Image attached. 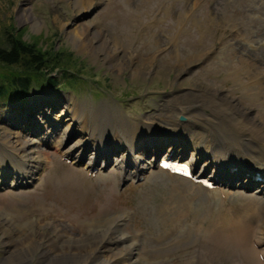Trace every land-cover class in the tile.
<instances>
[{"label":"rangeland","instance_id":"374dc122","mask_svg":"<svg viewBox=\"0 0 264 264\" xmlns=\"http://www.w3.org/2000/svg\"><path fill=\"white\" fill-rule=\"evenodd\" d=\"M77 1L0 0L1 41L5 42V33L13 31L25 43L36 44L57 55L59 60L56 63L61 65L48 74L53 76L54 86H50L52 83H49L45 70H35L32 74L26 72L31 78L26 90L16 89L14 94L0 98V137L6 136L11 146L15 144L18 153H30L34 159L30 167L34 171L44 157L51 159L39 173L41 175L51 166L57 173L67 169L80 172L79 175L68 173L79 181L73 190L69 187L75 186L62 187L57 179L53 180L50 176L47 179L42 177L43 180L37 178L22 186L14 185L10 178L0 184V264H80L81 257L77 261L65 255L51 262L60 249L59 244L65 243L80 249V255L86 259L82 264H114L110 259L100 263L114 255L113 248H104L97 257H92V253L88 255L94 245L96 247L100 243L105 229L113 225L111 222L114 219L119 220L114 222V234L125 238L118 248L133 246L128 258L130 262L141 264L139 259L143 253L161 249L154 247L161 224L153 232L149 229L156 222L151 213L160 193L158 183L154 180L149 183V178L157 171L151 175L149 172L156 166L146 169L141 178L132 177L131 170L125 171L123 178L117 177L116 162L122 156L120 152L111 155L110 162L106 164L101 161L104 166L102 174L97 173L94 177L86 169L60 162L56 158H60L55 153L57 148L65 149L78 138L87 136L79 133L77 125L72 131L67 130L65 127L70 124L69 119L56 132L51 131L44 117L33 113L32 103L49 97L51 104L59 108L56 110L59 114L64 107L78 104L80 116L87 113L88 125L100 144L104 148L109 147L108 141L112 139L114 147L120 146L118 149L124 152L129 148L128 144L123 148L122 143L131 137L136 128L140 129L135 141L137 148V144H143L153 135L150 128L166 131L170 125H177L178 128L191 126L197 132H205L193 123L188 114L226 123L223 117L214 116L211 111L212 99L223 105H235L238 108L236 115L242 112L249 119L262 115L257 110L262 108L261 103H251L250 98L241 99L236 93L238 80L224 77L222 72L235 76L240 74L243 82L250 80L249 74L254 77L264 74V46L252 48V44L264 43V0H85L83 6ZM78 27L83 28L82 32L77 30ZM78 31L81 37L76 40L75 33ZM83 33L91 43L86 42ZM81 39H84L82 44ZM117 59L123 61L119 66H115ZM19 72L23 73L22 68L16 64L0 62L1 80H9ZM218 75L221 77L218 78ZM232 88L234 91L228 92ZM51 104L43 108L50 118V113H53ZM240 105H244V109ZM23 108H26L25 111ZM31 114L35 124L22 126ZM76 119L79 121L80 118ZM224 125L233 130L231 125ZM28 129L37 131L32 134ZM115 131L120 138L109 135ZM16 133L28 139L29 145L24 151L16 143ZM143 138L146 140L140 141ZM176 138L173 139L175 145L188 149L183 159L192 157V152L197 156L193 146L185 139ZM2 147L0 144V159L3 162L5 158L9 161L17 159L7 147ZM146 151L144 149L143 152ZM163 151H166L165 146L158 158L167 154ZM200 151L199 154H203ZM130 155L133 159L136 150L130 149ZM86 160L80 162L79 167ZM172 183L175 184L176 180ZM151 190L153 196L149 194ZM208 199L203 193L196 198L198 203ZM216 204L214 201L207 203L213 207ZM183 226L188 227L185 223ZM31 230L36 235L41 234V243L55 241L54 247L46 243V248L20 250L23 249L19 247L20 242L28 238ZM183 231L180 232L182 235L188 232ZM191 236L187 243L194 253L189 252L188 257L175 264H214V259L207 260V247L219 249L218 256L222 261L216 264H230L232 261L224 248L202 240L200 236ZM184 245L182 242L174 247L183 248ZM169 256H164L162 252V256L153 263L174 264L172 256ZM117 263L126 262L123 259ZM153 263L149 261L148 264Z\"/></svg>","mask_w":264,"mask_h":264},{"label":"bare ground","instance_id":"6f19581e","mask_svg":"<svg viewBox=\"0 0 264 264\" xmlns=\"http://www.w3.org/2000/svg\"><path fill=\"white\" fill-rule=\"evenodd\" d=\"M84 2L85 0L77 1L78 5L80 6H83ZM82 29L83 28L78 27L77 30L82 32ZM79 31L77 33L74 32L76 34V40H78V37H81V32ZM82 35L86 37V39L88 38L85 33H83ZM83 42L84 39H81L80 43L82 44ZM86 42L91 43V41L88 39ZM122 62L117 59L115 66ZM224 74L225 72H222V75L224 77L231 76L234 78V80H238L239 86H237L238 88L236 89V93L239 94L241 99L249 100L248 98H250L251 100L249 101L251 103H261L262 108L257 109L262 112L260 118L254 117L253 119H249L242 112H238V115H236L238 108H236L235 105L229 103L223 105L216 99H212L211 111L214 112V116L218 114L219 116L223 117L225 119L224 122L226 123H216L213 119L200 116H194V118L193 116L188 114L193 123L200 126L201 129H203L205 132H197L191 126H187L186 128H178L177 125L169 124L170 128H167L166 131L162 130L158 132L159 129L157 130L150 128V133H152L153 135L158 134L160 136H163V139L160 141V143H169V146L165 147L167 150L166 153H168L170 156H173V158L168 159H178L181 156L180 148L174 144L173 139L171 138V130H177L176 132L179 136H182V138L187 137L189 140H191V145L193 146L194 151L198 152L200 149L209 150V156L203 161V171L211 168L214 163V168H212L210 172L212 178H210L209 180H211L212 182H223L225 179L222 175L225 173H229V167H234L232 170V175L234 176L232 182L236 184L238 191L230 193L227 189L216 185L215 190H218V192L210 193V191H208L200 184H195L189 179L173 175L159 168L157 172L153 173L151 175V178H149V183L153 182L154 180L159 184L157 188L160 190L158 198L155 201L156 203L154 204V212L153 214L151 213V216H154L156 218V222L154 221L149 229L150 232H153L157 227H160L161 224L160 233L159 235H156L154 239L157 243L154 247H156V249L157 247H160L161 249L159 251L152 250V252H150L149 254L143 253L139 259L141 264H145V262L149 263V261H152L153 263L154 260H158V258L162 256V252L164 256L166 254L172 256L171 260H173L174 264L182 262L186 257H188L189 252L194 253L190 251V244L187 243L188 238L192 237L191 235L200 236L202 240L206 239L211 243H214L215 246L224 248L232 258L230 264H264V199H262V197L264 196V183L260 180L253 179L254 175L260 174L259 170H253L254 168H252L251 165L246 164L250 160H254L258 168L264 166V74L257 77L249 74L250 80H248L247 82H243L240 79V74H236V76L232 73L228 75ZM219 77H221V75H218V78ZM234 85L236 86L235 83ZM233 91V88L228 89V92ZM50 104L51 98L43 97L36 103L34 102L31 104L33 113L37 112L41 114L45 119V123L48 124V128H50L53 132H56V129L66 120H71L70 124L66 125L65 127L67 130L71 129L72 131V129H74L76 125L80 127L79 133L81 135L84 134L87 137L78 138L75 142V144L78 145L69 152V155H72V152L76 150L78 159H82L87 157L88 154H90V151L95 152L97 157H91L93 163L92 165L87 167V171L92 169L94 165H97V161H104V164H106L105 162H110L111 155L121 152L122 156L120 157L119 162H116L118 165V169L116 172L117 177H120L122 173H124V171H126L131 166L135 167L134 173H138V171L143 170L144 167L146 168L150 166L151 163L148 162L150 161L152 156L155 154H159L164 148L163 145H160L156 146L153 150V148L149 147V145L152 144L153 140L151 139L150 141L147 138L146 142H143V148L147 151L137 152L136 156L132 159V156H130L128 151L124 152V150L118 149L120 148V146L114 147L115 141H113L112 139L108 141L109 147L104 148V146L100 144V141L95 137L94 132L88 125L87 113L80 116L81 114L78 104L75 105V103H72L71 106L69 105L64 107V110H61V114H59V110L56 111L58 108L57 105L51 104V111L53 112L50 113L51 118L48 117L46 112L43 110L44 107H48L50 106ZM244 105L240 106L244 109ZM25 109L26 108H23L22 110L25 111ZM66 113L67 115L69 114V116H67ZM32 117V114L29 115L28 118L26 117V121L22 123V126L30 127L35 124ZM77 117L80 118L79 121L81 123L77 121ZM159 122H156L158 126L160 125ZM224 124L231 125L233 127V130L227 129ZM143 125L147 126L146 124ZM35 126L39 127V130L42 129L38 125ZM138 130L140 129L136 128L132 131L131 137L133 136V138L129 137L127 140L123 141V148H126L127 144L130 149L136 148L135 141L138 137ZM27 131L34 134L37 129H28ZM219 132L221 134H218ZM109 135L114 136L115 139L120 138V135L117 131H115L114 134H112L111 132ZM1 137L0 144L5 148L7 147V149H9V151L14 155V158H17L16 160L10 161L5 158L4 162L0 159V179L4 176L3 182L0 181L1 185L4 184L6 178H12V180L16 179V182H18V184H28L32 183L35 178L41 177L42 179V177H45V179H47L49 176L53 180L57 179L62 187L72 185L75 186V184L79 182L72 175L68 174L73 172L78 173L79 175L80 172H77L76 169H67L65 170V172L62 170L61 173H57V170H55L54 167L51 166V168H49L44 175L39 174L48 166V162L46 161L47 157H44V159L38 163V167L35 168L36 170L34 171L30 167L32 160H34L30 153H18L15 144L11 146L9 143L10 140L7 141L8 138L6 136H3V138ZM15 138L17 139L16 143H18V145L20 146L19 149L24 151V149H26V147H28L29 145L28 139L21 134H17ZM83 141L84 144L82 143ZM86 142L88 144H86ZM87 145H90L91 147H87ZM193 153L194 152H192L191 155H194ZM99 156H103L104 159H97ZM65 158L67 159L68 157ZM233 158L235 159L233 160ZM65 164L71 165L70 162H65ZM72 166L74 167V165ZM96 168L99 170L98 166H96ZM97 173L98 172H96L95 174ZM35 174H39L38 177L35 176ZM242 175H246V181L241 179ZM172 180H176V183H172ZM177 182L180 184H178ZM250 183H257V186L253 190V192L247 194L251 191L250 187L252 185H250ZM76 187L77 186L69 187V189L73 190V188ZM199 191L201 192V196L203 193L210 199L198 203L196 198L197 195H199ZM205 192L208 193L205 194ZM150 193V196L154 195L152 190L149 192V194ZM208 201H214L217 204L213 207L212 205H207ZM199 207L200 210L198 212ZM115 221L118 222L119 220L114 219L112 221L113 223L111 222V224L113 225L109 226V229H105L106 232L101 236L100 243L96 245V247L94 245L93 249L89 251L88 255L92 253V257H94L95 255V257H97V254L99 252H103L104 248H113L114 255L110 258H107L106 260L100 261V263H103L104 261L110 259L112 263L118 264V261L124 259V262H126L125 264H134L135 262H130L128 260L133 251V246L129 245L118 248L120 247V241L123 242L125 238H120L116 234H114L116 229V224L114 223ZM149 221H152V219L149 218ZM183 223L187 224L188 227L184 228ZM183 230H185L186 232L188 230V232L186 233ZM181 231L186 234L182 235L183 233H180ZM27 236L28 238H23V241L20 242L21 244L19 245V247L23 248L20 250L29 249L30 247L44 248L46 243L48 244V246L51 245V247H54L53 244H55V241H53L52 243L50 241L41 243V234L40 236L36 235L33 230H31L30 234H28ZM182 242L185 244L183 248H175L178 247L179 243L182 244ZM55 248L57 249L58 247L56 246ZM59 248L60 249L57 250L54 258L51 259V262L59 259V257H62L64 255L67 256L68 259H74L77 261H80L79 258L81 257L80 264L86 261V259L82 258V256L80 255V249L76 248L75 245H71V243L59 244ZM207 249V254H209L207 260L214 259V264L222 261L219 260L218 256L220 252L219 249L214 250L213 248L209 247H207ZM197 252L200 253L201 251ZM140 254L141 252L138 253V255ZM87 257L88 256H86V258ZM187 264L189 263L187 262Z\"/></svg>","mask_w":264,"mask_h":264},{"label":"trees","instance_id":"16d2710c","mask_svg":"<svg viewBox=\"0 0 264 264\" xmlns=\"http://www.w3.org/2000/svg\"><path fill=\"white\" fill-rule=\"evenodd\" d=\"M0 39V62L6 65L16 64L22 68V72L13 74L9 80L0 79V98L6 95H12L15 92L13 90H26L31 83L30 74L35 70L43 71L47 75L54 72L55 68L59 65L56 63L59 57L52 54L49 51L43 50L36 44H28L22 41L21 38L16 36L13 31L5 33V42ZM48 70V72H47ZM25 72V73H24ZM48 81L51 82L50 86H54L53 76L48 75Z\"/></svg>","mask_w":264,"mask_h":264}]
</instances>
